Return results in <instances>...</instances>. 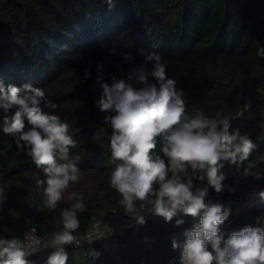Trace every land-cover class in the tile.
<instances>
[{"label": "trees", "instance_id": "16d2710c", "mask_svg": "<svg viewBox=\"0 0 264 264\" xmlns=\"http://www.w3.org/2000/svg\"><path fill=\"white\" fill-rule=\"evenodd\" d=\"M261 47L264 0H114L111 10L106 0H0V82L45 90L57 108L44 110L68 122L69 134L77 141L70 155L80 157L82 177L65 191L55 210L47 209L43 189L34 179H43L42 171L26 151L17 149L16 138L0 128V152L6 153L0 155V237H21L28 216L45 240L52 238L62 229L61 210L74 203L68 199L70 192L81 194L86 206L78 213L80 227L120 206L121 197L110 186L115 166L109 149L112 130L95 102L102 83H110L113 74L125 78L130 67L143 61L139 49L162 57L190 113L227 116L230 132L239 129L257 145L245 162L258 160L264 154V58L257 55ZM126 53L134 61H124ZM3 115L0 110V118ZM25 124L30 127L26 118ZM163 144L158 138L155 152L161 156ZM194 184L208 188L206 201L230 210L220 228L225 238L245 226H264V202L258 198L244 206L253 180L220 197L207 180ZM178 218L184 220L182 225L175 224ZM197 222L189 216L165 222L152 215L122 234L96 237L82 246L65 245L67 264H168L181 252L173 250V238L183 242L184 231ZM53 251L45 247L27 259L45 264ZM93 251L98 258L92 257Z\"/></svg>", "mask_w": 264, "mask_h": 264}, {"label": "clouds", "instance_id": "9594fccd", "mask_svg": "<svg viewBox=\"0 0 264 264\" xmlns=\"http://www.w3.org/2000/svg\"><path fill=\"white\" fill-rule=\"evenodd\" d=\"M106 2L111 10L114 0ZM137 55L143 61L130 67L125 78L113 74L110 83H102L103 91L95 102L106 113L104 123L112 130L109 149L115 166L110 186L121 197L119 205L141 225L146 223L142 214L145 212L162 217L165 222L183 216L198 218L191 229L184 231L183 242L172 240L173 250L181 249L179 264H264V226H245L225 238L220 226L230 210L221 203L206 201L208 188L194 184V180H207L216 193H221L226 179L221 171L222 161L239 169L257 145L239 129L230 132L227 116L190 113L185 94L176 88V80L167 76L162 57L144 49H139ZM257 55L264 58V47L257 50ZM123 59L134 61L130 53L124 54ZM88 71L85 69L86 74ZM56 108L43 88L31 84L4 86L0 82V110L4 114L0 128L16 138L17 149L26 151L42 171L44 178L37 175L34 179L37 187L43 189L44 206L49 210H55L65 191L82 178L80 157L70 155L77 141L69 134L68 122L44 110ZM10 111H14L11 116ZM25 118L30 125L27 129ZM158 138L164 141L163 156L155 152ZM254 167H244V175L260 179L262 173L253 172ZM228 191L235 189L229 187ZM3 196L0 188V201ZM258 196L264 202V191ZM68 199L74 203L60 212L62 229L53 233L44 246L55 249L45 264H67L69 257L64 246H79L86 238L76 234L80 228L78 213L86 211L83 196L70 192ZM183 223L182 218L175 220L177 226ZM39 244L29 233L24 239L0 237V264H30L27 256L37 250L33 245ZM90 254L93 258L99 256L95 251Z\"/></svg>", "mask_w": 264, "mask_h": 264}, {"label": "built area", "instance_id": "2783aa9c", "mask_svg": "<svg viewBox=\"0 0 264 264\" xmlns=\"http://www.w3.org/2000/svg\"><path fill=\"white\" fill-rule=\"evenodd\" d=\"M249 165H254L255 167L252 168L253 172L260 171L262 173V177L260 179H255L253 176H245L244 175V167H247ZM223 172L226 175V179L223 181L224 184V190L221 193L214 192L215 197H220L226 190H228L229 187H234L239 184H241L243 181L251 179L253 180V185L248 193V198L245 201L244 206H252L254 204V200L260 198L258 196V193L261 191H264L263 188H261V183L264 181V154L258 159V160H251L248 162H245L244 165H242L239 169L237 166L235 167H229L224 166ZM139 202H137V205ZM240 212V209H237L234 212V216L237 215ZM145 216V219H148L152 216L150 213H142ZM227 223V222H226ZM226 223L222 224L220 228L225 225ZM135 225H138V223L128 216L125 213V210L123 207L119 206L116 208H113L109 211L106 218L100 219L95 218L89 225L80 227L78 229L77 235H84L86 238L81 241L79 246H82L87 243H91L96 237H100L103 235H118L124 233L128 228L133 227ZM35 228V232H31V230ZM39 240V245H33V248L37 249L36 251L45 248L44 246L48 244V242L52 239L49 238L48 240H45L38 232V228L35 225V223L32 221V219L28 216L24 218V228L20 239H24L25 235L28 234ZM74 245V244H73ZM77 246V245H75ZM114 248V246H112ZM29 251H32V249H29ZM35 251V252H36ZM34 253V252H33ZM32 254V253H31ZM30 254V255H31ZM181 252L170 259L168 264H175L180 259ZM29 256V255H28Z\"/></svg>", "mask_w": 264, "mask_h": 264}]
</instances>
